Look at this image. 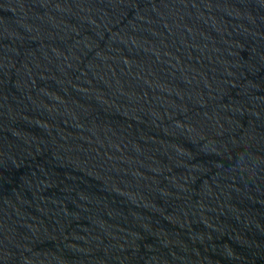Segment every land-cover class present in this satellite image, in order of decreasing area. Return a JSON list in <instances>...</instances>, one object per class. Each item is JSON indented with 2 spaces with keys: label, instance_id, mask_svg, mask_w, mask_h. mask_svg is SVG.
<instances>
[{
  "label": "water",
  "instance_id": "95a60500",
  "mask_svg": "<svg viewBox=\"0 0 264 264\" xmlns=\"http://www.w3.org/2000/svg\"><path fill=\"white\" fill-rule=\"evenodd\" d=\"M0 264H264V0H0Z\"/></svg>",
  "mask_w": 264,
  "mask_h": 264
}]
</instances>
